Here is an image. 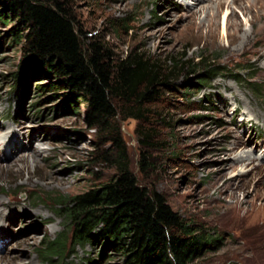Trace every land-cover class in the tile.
I'll use <instances>...</instances> for the list:
<instances>
[{"label": "rangeland", "instance_id": "1", "mask_svg": "<svg viewBox=\"0 0 264 264\" xmlns=\"http://www.w3.org/2000/svg\"><path fill=\"white\" fill-rule=\"evenodd\" d=\"M61 1L79 30L116 57L144 52L169 72L185 54L196 60L212 54L224 69L207 81L176 69L170 78L175 88L146 117H135L137 110L128 106L97 130L88 125L84 99L69 106V90L59 84L39 91L54 79L26 62L24 42L8 34L16 22L0 21V264H43V242L62 236L72 243L74 225L58 197L68 200L116 174V128L141 184L219 239L192 264H264V28L258 44L243 46L245 33L258 28L252 25L257 9L200 0L197 5L208 9L192 17L193 0ZM219 1L237 11L229 27L239 37L233 44L222 23L209 28ZM19 72L27 75L25 83L16 78ZM55 260L124 264L120 253L95 242L74 247L66 261Z\"/></svg>", "mask_w": 264, "mask_h": 264}, {"label": "trees", "instance_id": "2", "mask_svg": "<svg viewBox=\"0 0 264 264\" xmlns=\"http://www.w3.org/2000/svg\"><path fill=\"white\" fill-rule=\"evenodd\" d=\"M0 21L16 22L8 34L24 42L26 62L54 79L41 84L39 91L58 89L59 84L69 90L65 100L69 106L84 99L88 125L97 130L128 106L137 110L135 117H146L149 107L175 88L170 78L176 69H190L203 81L224 69L212 54H201L197 60L184 58L185 54L169 72L144 52L116 57L97 37L79 30L61 0H0ZM16 78L27 81L23 72ZM251 85L259 92L255 82ZM114 131L119 149L116 174L68 200L58 197V205L65 207L62 214L74 225V237L70 245L62 236L43 242V264H56L55 258L66 261L74 247L93 242L112 247L124 257V264H192L219 239L181 216L160 191L141 184L126 158L120 129ZM146 161L143 154V169Z\"/></svg>", "mask_w": 264, "mask_h": 264}, {"label": "bare ground", "instance_id": "3", "mask_svg": "<svg viewBox=\"0 0 264 264\" xmlns=\"http://www.w3.org/2000/svg\"><path fill=\"white\" fill-rule=\"evenodd\" d=\"M211 1V0H208ZM235 3L239 2L242 5V8L245 12H250L253 13L256 10V13H254V19L252 20V25L253 26H257L258 28L254 31H252L251 33H245V39L243 41V46L249 45V44H258L259 41L261 40V36H262V31L264 28V25H260L258 26L259 22H263L264 23V0H253L252 2H249V4L247 1L248 0H233ZM200 2V0H193V6H195L192 9V17L196 16L197 14H199L200 12H202L205 9H208V7L205 6H199L197 5ZM226 8V13H224V15L222 16L221 12L223 11V9ZM211 9V8H210ZM237 17V11L235 9H232L230 4H228L226 1H219L217 3V12L215 14H211L210 15V20H209V28L213 29L216 26L221 25L222 23V27H223V33L227 36V38H229L233 43H235L236 41H238L239 37L236 36L235 33H231L229 31V27H233L235 26V23L233 21V18ZM237 29L236 31H241L242 30V24L238 23L237 24ZM213 35V34H212ZM263 50V49H261ZM260 50V51H261ZM248 53V52H247ZM261 57H264V52L263 54L260 55ZM20 150V146H16V148L14 149L13 152ZM33 158H34V162H36V157L37 154L35 152H33ZM243 158V157H241ZM240 158V159H241ZM249 159H251L249 157ZM244 160V158H243ZM4 205V201L0 199V214L4 213V210L1 209V206ZM5 216V215H4ZM0 225H1V220H0ZM13 264V263H12Z\"/></svg>", "mask_w": 264, "mask_h": 264}]
</instances>
